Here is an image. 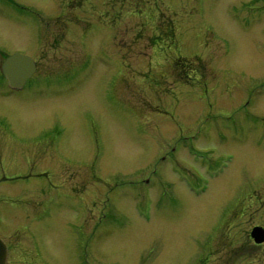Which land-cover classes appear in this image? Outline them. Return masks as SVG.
Wrapping results in <instances>:
<instances>
[{"label": "rangeland", "instance_id": "374dc122", "mask_svg": "<svg viewBox=\"0 0 264 264\" xmlns=\"http://www.w3.org/2000/svg\"><path fill=\"white\" fill-rule=\"evenodd\" d=\"M14 53L0 133L54 139L0 140L15 264H264V0H0Z\"/></svg>", "mask_w": 264, "mask_h": 264}, {"label": "water", "instance_id": "95a60500", "mask_svg": "<svg viewBox=\"0 0 264 264\" xmlns=\"http://www.w3.org/2000/svg\"><path fill=\"white\" fill-rule=\"evenodd\" d=\"M5 78L10 87L21 89L26 81L30 79L37 71L36 63L28 56L14 54L7 58L1 67ZM251 238L256 244L264 243V228L255 227L252 230ZM7 248L0 239V264H6Z\"/></svg>", "mask_w": 264, "mask_h": 264}, {"label": "flooded vegetation", "instance_id": "af4514ba", "mask_svg": "<svg viewBox=\"0 0 264 264\" xmlns=\"http://www.w3.org/2000/svg\"><path fill=\"white\" fill-rule=\"evenodd\" d=\"M15 54V53H14ZM8 56H11L10 54L9 55H6V54H2V57H3V61L8 57ZM33 59V58H32ZM3 61H2V63H3ZM1 63V64H2ZM37 63V62H36ZM0 67H1V65H0ZM37 67H38V65H37ZM40 74L37 72L34 76H33V78L32 79H30L29 81H27V83H26V85H28V83L29 82H31L34 78H38V76H39ZM15 92V91H13V90H10V89H8V82L6 81V79L4 78V76H3V74H2V72H0V99H3L4 97H8L9 95V93L10 92ZM15 93H17V92H15ZM2 108L0 107V110H1ZM5 123V118L3 119V118H1L0 117V126L2 125V124H4ZM1 131V130H0ZM1 135H0V140H54V139H52V138H34V139H22V138H11V139H9V138H7L6 136H3V134H2V132L0 133ZM199 141V140H198ZM3 217L4 216H0V226H1V222H4L2 225L3 226H5V224L7 225V223L5 222V221H3ZM0 238L1 239H3L1 236H0ZM3 241L5 242V244H6V246H7V248H8V260H7V264H15L14 263V259H13V249H12V247L3 239ZM28 264L29 262L28 261H26V262H24V264Z\"/></svg>", "mask_w": 264, "mask_h": 264}]
</instances>
